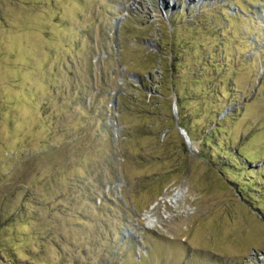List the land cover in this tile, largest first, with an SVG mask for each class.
<instances>
[{
  "label": "rangeland",
  "instance_id": "374dc122",
  "mask_svg": "<svg viewBox=\"0 0 264 264\" xmlns=\"http://www.w3.org/2000/svg\"><path fill=\"white\" fill-rule=\"evenodd\" d=\"M0 264H264V0H0Z\"/></svg>",
  "mask_w": 264,
  "mask_h": 264
},
{
  "label": "bare ground",
  "instance_id": "6f19581e",
  "mask_svg": "<svg viewBox=\"0 0 264 264\" xmlns=\"http://www.w3.org/2000/svg\"><path fill=\"white\" fill-rule=\"evenodd\" d=\"M181 194V191H177L174 196L170 199L171 203H174L179 197H181Z\"/></svg>",
  "mask_w": 264,
  "mask_h": 264
},
{
  "label": "trees",
  "instance_id": "16d2710c",
  "mask_svg": "<svg viewBox=\"0 0 264 264\" xmlns=\"http://www.w3.org/2000/svg\"><path fill=\"white\" fill-rule=\"evenodd\" d=\"M119 97H121V96L119 95ZM221 121H222V119L219 120V122H221ZM166 129H167V128H166Z\"/></svg>",
  "mask_w": 264,
  "mask_h": 264
},
{
  "label": "water",
  "instance_id": "95a60500",
  "mask_svg": "<svg viewBox=\"0 0 264 264\" xmlns=\"http://www.w3.org/2000/svg\"><path fill=\"white\" fill-rule=\"evenodd\" d=\"M185 135V134H184ZM187 138V137H186Z\"/></svg>",
  "mask_w": 264,
  "mask_h": 264
}]
</instances>
